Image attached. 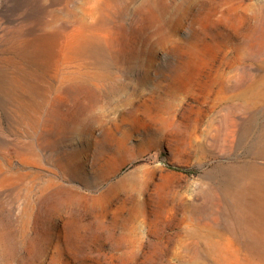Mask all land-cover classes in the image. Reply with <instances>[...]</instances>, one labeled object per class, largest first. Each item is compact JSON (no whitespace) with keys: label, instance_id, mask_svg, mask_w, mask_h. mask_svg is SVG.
Returning a JSON list of instances; mask_svg holds the SVG:
<instances>
[{"label":"rangeland","instance_id":"374dc122","mask_svg":"<svg viewBox=\"0 0 264 264\" xmlns=\"http://www.w3.org/2000/svg\"><path fill=\"white\" fill-rule=\"evenodd\" d=\"M0 264H264V0H0Z\"/></svg>","mask_w":264,"mask_h":264}]
</instances>
